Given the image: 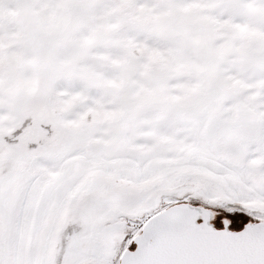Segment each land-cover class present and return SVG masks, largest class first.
Wrapping results in <instances>:
<instances>
[{"label": "snow or ice", "instance_id": "snow-or-ice-1", "mask_svg": "<svg viewBox=\"0 0 264 264\" xmlns=\"http://www.w3.org/2000/svg\"><path fill=\"white\" fill-rule=\"evenodd\" d=\"M0 264H264V0H0Z\"/></svg>", "mask_w": 264, "mask_h": 264}]
</instances>
